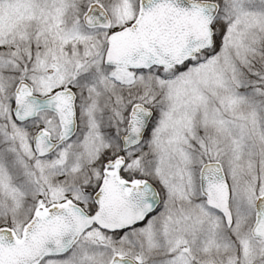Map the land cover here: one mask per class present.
<instances>
[{"label": "snow or ice", "instance_id": "obj_1", "mask_svg": "<svg viewBox=\"0 0 264 264\" xmlns=\"http://www.w3.org/2000/svg\"><path fill=\"white\" fill-rule=\"evenodd\" d=\"M0 264H264V0H0Z\"/></svg>", "mask_w": 264, "mask_h": 264}]
</instances>
